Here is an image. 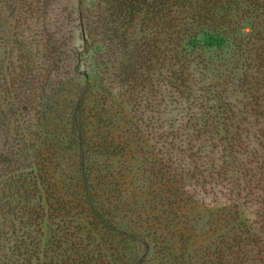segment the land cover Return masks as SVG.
I'll return each instance as SVG.
<instances>
[{
	"label": "rangeland",
	"instance_id": "rangeland-1",
	"mask_svg": "<svg viewBox=\"0 0 264 264\" xmlns=\"http://www.w3.org/2000/svg\"><path fill=\"white\" fill-rule=\"evenodd\" d=\"M106 8L104 0H0V117L37 142L38 160L54 178L44 187L47 258L114 264L120 215L131 229L160 232L148 255L135 238L124 242L134 254L122 264H264L262 186L248 178L237 194L215 174L222 154L193 127L197 108L216 104L207 97L223 91L235 109L247 110L242 87L192 66L193 83L179 93L165 85L156 61L154 73L135 68L127 76L123 64L131 62L116 44L123 36L115 40ZM211 85L215 92H204ZM85 98L96 143L75 156L66 125ZM249 120L250 152L242 149L234 166L260 149L263 125ZM14 125L0 124V146ZM105 132L125 143L102 149Z\"/></svg>",
	"mask_w": 264,
	"mask_h": 264
},
{
	"label": "trees",
	"instance_id": "trees-1",
	"mask_svg": "<svg viewBox=\"0 0 264 264\" xmlns=\"http://www.w3.org/2000/svg\"><path fill=\"white\" fill-rule=\"evenodd\" d=\"M104 1L109 15H114L115 40L123 36L116 44L131 62L126 66L121 62L127 76H134L135 68L142 71L150 68L154 73L160 64L165 85L179 93V89L190 88L193 83L187 74L192 66H201L212 75L216 72L217 77L228 79V83L238 82L248 99V109H235L225 100V91H221L215 98L207 97V102L216 104L205 110L202 106L197 108L200 117L193 127L222 154V163L215 172L218 177L236 185L237 194L246 190L242 182L248 178L264 191V0ZM118 22L120 27L115 26ZM163 74L159 72L160 76ZM215 89L211 85L204 92L212 94ZM86 99L79 102L66 125L75 156L77 151L96 143ZM249 117L257 125H263L258 130L262 137L257 140L260 149H255L246 163L234 166L232 160L244 155L242 149L250 152L248 129L244 127L250 122ZM12 122L16 123L4 115L0 117V124L7 129ZM19 125L13 126L11 134L6 131L5 142L0 146V264H55L54 258H47L45 238L48 214L44 187L54 179L52 170L46 163L40 164L37 142L31 144L29 134L16 129ZM105 133L101 134L99 144L102 149L108 150L113 145L115 150L125 143L123 138H114L113 142ZM43 144L42 148L46 147ZM57 154L54 150V159ZM85 166L83 163L80 167ZM134 225L136 228L131 229L120 215L114 216V264H122L128 255L134 254L128 253L124 243L130 237L135 238L131 239L135 248L144 247L148 255L160 235L158 231L153 235L147 232L142 224Z\"/></svg>",
	"mask_w": 264,
	"mask_h": 264
}]
</instances>
